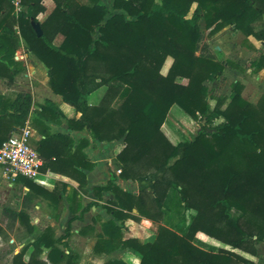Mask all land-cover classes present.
<instances>
[{
	"label": "trees",
	"instance_id": "16d2710c",
	"mask_svg": "<svg viewBox=\"0 0 264 264\" xmlns=\"http://www.w3.org/2000/svg\"><path fill=\"white\" fill-rule=\"evenodd\" d=\"M83 1L55 0L54 10L40 23L39 36L32 20L38 22L42 0H22L27 9L20 13L11 0H0V77L13 79L17 73L15 53L23 37L47 66L51 89L79 113L68 118L70 127L87 128L95 139L123 141L116 156L120 176L137 181L139 191L123 190L113 177L95 191L115 195V208L107 209L121 219L145 217L157 222L158 229L153 241L143 242L118 237L115 231L120 228L109 222V239L102 243L138 252L140 264H258L239 251L256 256L257 243L264 241V94L253 103L242 95L243 83L236 81L230 97H214L211 105L206 82L225 64L202 43L205 33L199 22L204 20L209 35L234 25L264 44V0H113L111 7L99 0ZM59 33L64 37L55 44ZM168 57L173 61L164 74ZM253 66L264 69V54ZM103 85L107 90L101 101L90 104L88 96ZM32 101L27 91L0 94V146L26 123ZM174 104L199 121L189 140H178L166 123ZM38 114L41 119L34 125L45 135L36 148L43 160L40 171L78 182L69 199L81 217L87 206L78 195L88 182L81 169L94 167L83 151L89 142L76 143L67 134L50 132L42 118L59 120L51 101L42 104ZM18 178L31 190L24 206L32 201V191L60 201V193L67 190L62 180L50 192L24 176ZM171 189L186 210H195L185 233L160 223ZM4 214L7 228L19 222L34 237L29 260H24L27 245L13 254L11 264H78L75 253L59 247L52 227L35 233L24 211L4 208ZM0 235L6 236L1 223ZM46 248L49 263L41 259ZM105 264L127 263L113 259Z\"/></svg>",
	"mask_w": 264,
	"mask_h": 264
},
{
	"label": "crops",
	"instance_id": "0c3cea01",
	"mask_svg": "<svg viewBox=\"0 0 264 264\" xmlns=\"http://www.w3.org/2000/svg\"><path fill=\"white\" fill-rule=\"evenodd\" d=\"M83 2H86L84 0ZM88 3V2H86ZM101 3V2H100ZM104 4V3H102ZM44 10L40 11L37 15L39 23H42L48 15L54 10L56 3L55 0H42ZM27 7L23 5V10ZM21 11V12H22ZM17 13V12H16ZM20 13V12H19ZM41 25V24H40ZM233 30V26H229ZM19 32L18 27H15ZM234 35H241L240 31H233ZM63 34L56 35L55 44H59L63 39ZM249 40L255 47V51L250 50L248 54H255L259 50L264 53V44L262 41L256 39L254 36H250ZM21 45L18 47L15 53V60L22 62L26 70V76L33 78V75L39 71L42 76L40 82L34 87L33 93L30 92L33 101L27 116L26 123H29L33 129L31 143L37 148V141L45 138V135L41 133L37 126L34 125V121L41 119L38 111L41 109V105L46 101H51L57 107V113L59 120H46L42 118V121L47 124L51 133H61L71 136L76 143L85 139L89 143L84 148V153L89 160L94 163V167L91 169H81L87 174V185L85 186V192L80 193L82 204L87 206V210L81 217H76L75 213L71 209V191L78 185V182L73 178L60 174L57 172H44L40 171L35 179L32 180L36 186L40 189H44L52 192L57 181L67 183V190L60 193V201H56L54 198L45 195L41 191H32L33 198L31 202H28L27 206H24V197L27 192H30V188L23 181H19V176H12L7 173L4 166L0 164V214L4 218V222H0L5 229V238L7 234L14 233L16 238H12L10 247H13V252L9 255L19 252L23 247L30 245L24 256V260L28 261L33 251L34 237L28 232L25 226L16 222L13 228H7L6 224L9 221L4 214V208H11L16 211H24L31 217V222L34 225L36 231L39 233L46 227H52L55 232V237L59 239V247L66 253H75L76 262L78 264H105L110 260H122L127 264H140L141 255L133 250L125 248H111V244L102 243L103 240L109 239L106 234L107 226L109 222H113L115 227L120 228L116 230V234L120 235L123 239L138 238L143 242H150L156 238V230L158 223L151 219L141 217L139 220L127 218L125 220L114 214L113 211L107 209V207H113L111 201L116 200L115 195L110 191H104L98 193L95 191V187L103 186L113 177L114 183L125 191L131 193H137L139 191V183L131 179H125L120 176L121 169L117 165L116 156L123 147L122 140H99L93 138L91 132L87 128L74 129L70 127L68 118L79 116L75 108L69 103L65 102L60 94L55 93L49 85L48 69L46 65L35 55V53L28 47L27 42L23 37H20ZM208 43V42H207ZM210 46V45H209ZM211 48V47H210ZM249 52V50H247ZM257 52V53H258ZM107 86L103 85L96 89L88 96L90 104H97L101 101L102 97L106 93ZM5 94V93H0ZM36 100L39 103L36 105ZM176 108L175 111L172 110ZM36 119V120H35ZM187 121L189 125L193 122V119L188 115L178 104H174L166 118L168 126L175 131L178 135L181 134L178 130V124L180 122ZM192 121V122H191ZM25 123V124H26ZM187 136V135H183ZM190 139V137H189ZM25 177V176H24ZM178 194V195H177ZM183 206V203L179 200V193L175 189L169 191L168 197L163 207L164 215L161 220V224L172 228L168 224L171 219H176L175 204ZM184 208V207H183ZM137 212L136 209L133 210ZM174 224L176 221L174 220ZM178 227V224L176 225ZM2 239V235H0ZM101 243L99 249L96 248L97 243ZM19 250H16L17 248ZM46 248L41 254V259L49 263L47 259ZM242 254L250 257L258 264H264V241L257 243V255L253 256L242 251ZM12 263V261H11Z\"/></svg>",
	"mask_w": 264,
	"mask_h": 264
},
{
	"label": "rangeland",
	"instance_id": "374dc122",
	"mask_svg": "<svg viewBox=\"0 0 264 264\" xmlns=\"http://www.w3.org/2000/svg\"><path fill=\"white\" fill-rule=\"evenodd\" d=\"M101 3L106 4L108 7L112 6L113 0H99ZM159 3L161 0H157ZM88 2V1H86ZM196 3L192 5L191 10L188 16H192L194 10L196 8ZM199 25L201 29L205 33V39L202 42L210 45L209 47L211 52L214 54L216 60L223 62L225 64V69L216 76L213 81H207L206 84L209 88V101L212 106L215 105L216 99L214 97L218 96H226L230 97L232 93V84L236 81H240L243 83L242 95L249 101L253 103H257L261 96L264 94V69L255 70V66H253V62L257 60L262 54V51L259 50L255 52V54H248L250 50L255 51L252 48H249L247 44H252L249 40V37L246 36L240 30L235 29L234 25L233 30L229 28L230 25L224 27L219 32L214 35H209V29L206 28L205 22L203 19L200 20ZM233 31H240L241 35H234ZM21 45V43H20ZM253 45V44H252ZM254 46V45H253ZM249 50V52L247 51ZM258 52V53H257ZM19 62L17 73H15L13 79H9L8 77H0V93H5L3 95H11L14 96L16 93L20 91H30L33 93L34 87L40 82L42 76L41 72H37L33 75V78L26 76L25 65L23 66L22 62ZM173 59L172 57H168L162 67V73L166 74ZM47 67V66H46ZM48 69V68H47ZM179 81L183 83H187V79L178 78ZM36 106H38V102L36 100ZM176 108L172 110L175 111ZM193 119V118H192ZM178 124L177 130L181 134H185L187 136L178 135L175 131L169 126L172 131L177 135L178 140H189L195 131L199 127V121L194 120L189 125L187 121H183ZM221 121V119H217V122ZM178 195V194H177ZM176 208L177 217L174 219L176 224H174V220L171 219L168 221V224L172 226L171 229L177 231L178 233H185L188 224L191 222L193 215L195 214V210H186L183 206L174 205ZM4 218L0 214V222L3 221ZM178 224V227L176 225ZM170 228V227H169ZM158 229V227H157ZM157 233V230H156ZM8 237L5 238L2 236L0 239V264H11L12 255L5 254V251L9 249L12 238H16V235L12 233L11 235L7 234ZM208 243H212V240H208ZM18 247L16 250H19Z\"/></svg>",
	"mask_w": 264,
	"mask_h": 264
},
{
	"label": "built area",
	"instance_id": "2783aa9c",
	"mask_svg": "<svg viewBox=\"0 0 264 264\" xmlns=\"http://www.w3.org/2000/svg\"><path fill=\"white\" fill-rule=\"evenodd\" d=\"M17 13L23 10L22 0H11ZM33 129L29 123L16 128L0 146V164L12 176L35 179L43 164L38 150L32 145Z\"/></svg>",
	"mask_w": 264,
	"mask_h": 264
},
{
	"label": "water",
	"instance_id": "95a60500",
	"mask_svg": "<svg viewBox=\"0 0 264 264\" xmlns=\"http://www.w3.org/2000/svg\"><path fill=\"white\" fill-rule=\"evenodd\" d=\"M32 23H33V26H34V28H35L37 34H38L39 36L42 35L43 30H42V27H41L40 23H39V22H35L34 20H32Z\"/></svg>",
	"mask_w": 264,
	"mask_h": 264
}]
</instances>
